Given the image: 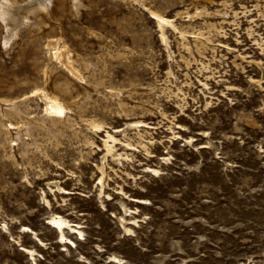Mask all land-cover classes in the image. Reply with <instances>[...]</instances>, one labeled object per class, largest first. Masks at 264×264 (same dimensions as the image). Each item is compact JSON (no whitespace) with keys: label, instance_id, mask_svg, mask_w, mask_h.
I'll list each match as a JSON object with an SVG mask.
<instances>
[{"label":"rangeland","instance_id":"374dc122","mask_svg":"<svg viewBox=\"0 0 264 264\" xmlns=\"http://www.w3.org/2000/svg\"><path fill=\"white\" fill-rule=\"evenodd\" d=\"M44 3L0 20V264H264V0Z\"/></svg>","mask_w":264,"mask_h":264},{"label":"bare ground","instance_id":"6f19581e","mask_svg":"<svg viewBox=\"0 0 264 264\" xmlns=\"http://www.w3.org/2000/svg\"><path fill=\"white\" fill-rule=\"evenodd\" d=\"M16 3L17 0H0V20L6 28L7 40L13 35L14 31L17 29V23L21 20L20 11L30 9V7H36L37 9L34 11L39 14L45 10L44 0H33L28 5L22 7L17 6ZM27 12L30 13L31 11L28 10ZM153 14V16H156V24L158 29L160 30L159 32L161 34V39L164 41L166 38L165 26L168 21L166 22V20H164L162 13L154 11ZM46 51L48 54V58L46 65L47 68H45L44 71L45 84L48 83V76L50 72H52L54 68H57L58 66L67 69L74 77L80 78L78 70L73 67L74 63H72L69 59L71 58L69 57V50L67 49L66 45H64L61 41L56 40L54 42H49L47 44ZM36 94L39 100L42 101L43 112L45 114V117L51 122H53L57 117L61 118L64 111L70 107V104L68 103L69 101H67L62 96L56 94L55 92L47 93L46 88L37 90ZM73 105H75V103H73ZM10 119H14L15 121H17L21 120L22 117L21 114H19L15 109H10L7 111L0 110V126L3 127L4 125H8V123H10ZM92 123L94 127L100 128V123L98 124L94 121H92ZM105 150L106 153L113 152L112 147L110 145L106 146ZM50 221L53 226H56L58 232H60V237L63 238L62 228L66 225V220L63 219L61 216H57L54 214L51 216Z\"/></svg>","mask_w":264,"mask_h":264}]
</instances>
